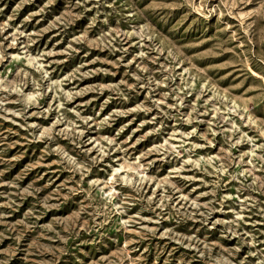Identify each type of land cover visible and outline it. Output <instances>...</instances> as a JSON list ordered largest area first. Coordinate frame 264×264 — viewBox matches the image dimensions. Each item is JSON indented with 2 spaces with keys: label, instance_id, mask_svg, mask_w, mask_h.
<instances>
[{
  "label": "rangeland",
  "instance_id": "374dc122",
  "mask_svg": "<svg viewBox=\"0 0 264 264\" xmlns=\"http://www.w3.org/2000/svg\"><path fill=\"white\" fill-rule=\"evenodd\" d=\"M0 264H264V0H0Z\"/></svg>",
  "mask_w": 264,
  "mask_h": 264
}]
</instances>
